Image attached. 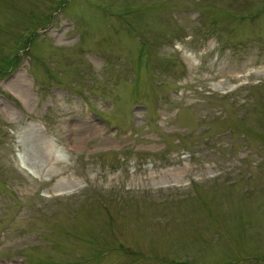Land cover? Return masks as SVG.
Instances as JSON below:
<instances>
[{
  "label": "rangeland",
  "instance_id": "374dc122",
  "mask_svg": "<svg viewBox=\"0 0 264 264\" xmlns=\"http://www.w3.org/2000/svg\"><path fill=\"white\" fill-rule=\"evenodd\" d=\"M0 264H264V0H0Z\"/></svg>",
  "mask_w": 264,
  "mask_h": 264
},
{
  "label": "bare ground",
  "instance_id": "6f19581e",
  "mask_svg": "<svg viewBox=\"0 0 264 264\" xmlns=\"http://www.w3.org/2000/svg\"><path fill=\"white\" fill-rule=\"evenodd\" d=\"M49 146H50V148H53L54 147V142H53V140H51V141H49ZM48 156H49V158H50V160L51 161H54V160H57V156L56 155H54L53 154V157H52V154L49 152L48 153ZM51 156V157H50ZM179 175H181L180 173H179Z\"/></svg>",
  "mask_w": 264,
  "mask_h": 264
}]
</instances>
